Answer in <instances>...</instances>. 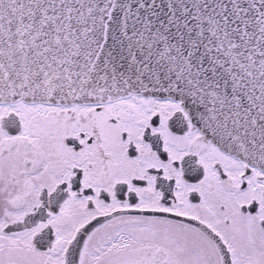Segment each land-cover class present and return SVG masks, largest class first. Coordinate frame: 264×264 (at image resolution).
I'll return each instance as SVG.
<instances>
[{
  "label": "snow or ice",
  "instance_id": "obj_1",
  "mask_svg": "<svg viewBox=\"0 0 264 264\" xmlns=\"http://www.w3.org/2000/svg\"><path fill=\"white\" fill-rule=\"evenodd\" d=\"M0 264H264V0H0Z\"/></svg>",
  "mask_w": 264,
  "mask_h": 264
}]
</instances>
